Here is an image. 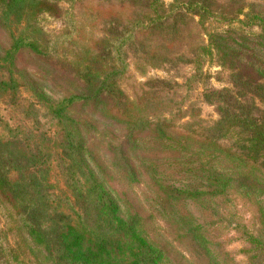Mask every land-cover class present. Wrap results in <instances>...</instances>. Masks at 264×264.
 <instances>
[{
    "label": "rangeland",
    "instance_id": "1",
    "mask_svg": "<svg viewBox=\"0 0 264 264\" xmlns=\"http://www.w3.org/2000/svg\"><path fill=\"white\" fill-rule=\"evenodd\" d=\"M32 1L22 0L21 15L10 14L13 31L21 29L29 17L39 18L49 32H60L66 26L63 15L68 12L84 18V24L100 20L93 18L96 9L106 19L117 14L130 19L144 14L143 10L148 12L147 0L126 1L125 8H121V0H42L39 8L30 9ZM209 1L219 18L241 7L264 14V0ZM165 2L169 4L173 0ZM195 20L185 17L170 24L167 21L155 26L150 35L139 36L131 43L133 45L127 49L129 70L121 84L129 101L152 80L154 83L149 88L158 90L161 96L154 98L147 92L148 106L139 107H148L147 118L152 120L163 116L173 119L172 123L177 126L190 122L185 128L191 123L197 128L200 120L209 124L220 118L221 111L236 110L239 101L264 118V99L255 95L256 82L252 81L251 72L245 76L238 73L237 68L232 67L236 64L233 60L227 66L221 65L215 53L202 60V73L197 77L192 64L197 46L208 44V31H225L227 46L235 47L243 39L264 40V30L231 28L220 19L216 24L210 19L204 20L207 23L202 26L197 23L199 17ZM175 23L182 25L175 30ZM86 28L88 33L93 29ZM10 41L9 32L0 26V52H5ZM147 44L160 46L159 55L152 53L147 57L151 63L143 62L147 67L136 68L135 62L144 55ZM84 46L77 45L78 48ZM261 54L264 59V50ZM10 75L25 80L26 85L16 97L10 93L0 98V157L10 165L19 205L26 208L50 242L49 246L41 244L20 228L15 207L0 193V264H19V261L22 264H62L55 251L63 224L59 223V218L63 214L75 216L69 205L71 199L76 198L73 189L91 182L93 175L112 192L122 214L136 218L140 234L165 251L162 264H264L262 189L250 187L249 182H239V186L248 188L249 192L245 190L248 194L236 187L227 193L220 191L222 187L208 192L200 181L190 178V173L181 171L182 163L192 162L197 155L191 154L188 159L167 158L168 140L149 136L139 139L140 146L128 152L136 170L134 175H128L123 160H118L122 156L120 144L129 128L117 117L120 104L116 97L108 98L97 107L78 105L73 110L74 116L78 113L80 118L82 114L89 122H94V126L81 129L87 138L83 156H65L57 144L58 120L36 99L30 86L40 85L52 99L60 100L65 95L80 92L76 90V83L73 87L70 82L76 80L75 75L67 69H55L28 50L19 53L12 69H0V77ZM157 81H164L167 86L156 85ZM218 92H222L223 100L219 105L210 101ZM146 99L143 97L141 102L145 103ZM205 133L210 135V132ZM202 157L205 162L208 160ZM166 187L176 189L172 194L181 198L172 197ZM180 191L185 194L180 195ZM86 197L77 209L88 224L96 227L101 221L94 215V197L91 194Z\"/></svg>",
    "mask_w": 264,
    "mask_h": 264
},
{
    "label": "trees",
    "instance_id": "2",
    "mask_svg": "<svg viewBox=\"0 0 264 264\" xmlns=\"http://www.w3.org/2000/svg\"><path fill=\"white\" fill-rule=\"evenodd\" d=\"M126 1L130 0H121L123 5L121 8L127 6ZM21 2L22 0H0V26L9 32L11 39L10 46L5 52H0V69H12L17 63L19 53L28 50L55 69L62 71L67 69L75 75L76 80L70 82L73 87L76 83V90L80 89V92L65 95L60 100L52 99L40 85L30 86L34 89L36 99L48 107L53 117L58 120L57 144L65 156H83L86 152L87 138L83 136L81 129L94 126V122H89L82 114L80 118L77 117L78 113L74 116L73 110L78 105L97 107L108 98L116 97L120 104L117 117L129 128L125 140L120 144L122 156L118 160L120 162L123 160L128 175H134L136 172L128 152L135 151L140 146L139 139H147L149 136L169 141L165 146L167 158L188 159L191 154L197 155L192 162H183L181 171L190 173V178L200 181L208 192L211 188L222 187L220 191L227 193V190L236 187L248 194V188L239 186V182H249L250 187L254 185L264 191V118L250 111L251 108L239 101L240 106L236 110L221 111L218 120L209 124L200 120L197 128H194L192 123L185 128L190 122L177 126L172 123L173 119L163 116L152 120L147 118L148 107L139 108L143 104L148 106L149 101L145 96L147 92L154 98L161 96L158 90L149 88L154 83L152 80H148L141 87L133 101H129L121 87L129 70L130 55L127 49L133 45L131 43L137 37L150 35L155 26L167 21L170 24L185 17L196 22L195 18L199 17L197 23L202 26H206L207 22L204 20L210 19L215 23L220 19L231 28L257 27L264 30L262 12L246 11L241 7L226 12L219 18L209 0H173L169 4L165 0H147L145 7L148 12L143 10L144 14H137L130 19L120 14L106 19L96 9L93 18L100 19L97 23L84 24L82 22L84 18L75 12H68L63 15L66 26L60 32L45 30L37 17H29L21 29L13 31L9 17L13 12L16 16L21 15L23 10ZM31 3L33 5L30 9L39 8L42 0H33ZM179 25L182 24L175 23L173 28L176 30ZM87 26L93 28L90 33ZM225 33L219 29L208 31V44L197 46L195 59L192 61L197 72L194 76L201 75L202 60L215 53L221 60V65L227 66L229 61L233 60L236 64L232 67L237 68L238 73L247 75L251 72L254 75L252 81L256 82L255 95L264 99V59L261 54L264 50V40L248 38L235 44V47L227 46L229 41ZM78 44L85 46L78 48ZM149 46H152V50H149ZM160 48L152 44L144 46V55L137 58L136 68L141 65L147 67L143 62H149L147 57L152 56V53L159 55ZM155 84L167 86L164 81H157ZM25 85V80H19L12 75L9 78L0 77V98L4 99L10 93L14 94L12 97H16L15 94ZM217 94L210 101L219 105L223 102L222 92ZM143 97L146 99L145 103L141 102ZM203 132H210V135L207 136ZM205 150L208 153H205ZM202 156L208 160L205 162ZM9 167L8 161L0 157V193L15 207L20 228L39 243L49 246L50 241H47L38 223L28 214L26 208L19 205L14 193L17 185L13 182ZM166 191L172 197L181 198L172 194L176 189L166 187ZM73 192L76 198L71 199L69 205L75 216L63 214L59 218V223L63 224L55 251L56 258L62 264L163 263L165 251L140 234L136 218H128L122 214L116 198L96 175H93L91 182L74 188ZM179 193L185 194L181 191ZM88 194L94 197V215L101 221L96 227L88 224L77 209ZM18 263L22 264L21 261Z\"/></svg>",
    "mask_w": 264,
    "mask_h": 264
}]
</instances>
